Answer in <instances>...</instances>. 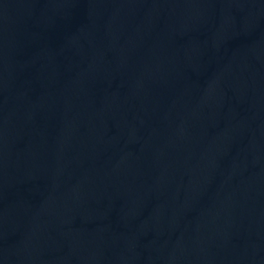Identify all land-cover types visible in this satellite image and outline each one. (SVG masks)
<instances>
[{
  "label": "water",
  "instance_id": "95a60500",
  "mask_svg": "<svg viewBox=\"0 0 264 264\" xmlns=\"http://www.w3.org/2000/svg\"><path fill=\"white\" fill-rule=\"evenodd\" d=\"M0 264H264V0H0Z\"/></svg>",
  "mask_w": 264,
  "mask_h": 264
}]
</instances>
